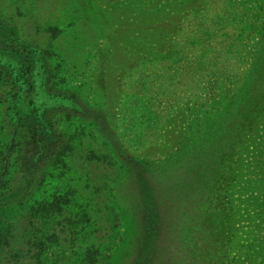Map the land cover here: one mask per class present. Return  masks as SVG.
<instances>
[{
    "label": "rangeland",
    "instance_id": "1",
    "mask_svg": "<svg viewBox=\"0 0 264 264\" xmlns=\"http://www.w3.org/2000/svg\"><path fill=\"white\" fill-rule=\"evenodd\" d=\"M0 10L28 35L62 30L49 45L59 66L54 89L81 109L68 127L77 155L42 169V188L40 173L37 182L14 168L6 177L22 198L0 212L8 235L0 264H264V170L255 167L264 133L235 141L228 229L197 235L159 205L171 192L164 184L182 192L192 181L187 168L177 175L195 152L184 148L201 147L243 93L264 0H0ZM62 196L68 202L53 211L37 207Z\"/></svg>",
    "mask_w": 264,
    "mask_h": 264
},
{
    "label": "trees",
    "instance_id": "2",
    "mask_svg": "<svg viewBox=\"0 0 264 264\" xmlns=\"http://www.w3.org/2000/svg\"><path fill=\"white\" fill-rule=\"evenodd\" d=\"M2 12L0 10V138L3 139L0 143V212L12 209L21 202L18 199L22 197L14 190L12 180L9 183L6 180L12 168V175L17 177L23 172L25 178L31 177L36 182L35 177L40 173L38 187L42 188L45 167L60 166L66 159L76 157V145L68 136V127L74 115L81 110L74 95L54 89L55 85H59L58 81H54L57 78L54 70L59 66L55 68L57 62L49 45L60 38L62 30L51 26L42 32L36 27L35 33L28 35L23 28H10ZM41 34L46 35L43 39L49 40V43H40L42 36L41 39L38 36ZM258 45L243 93L227 107L229 109L224 117L213 124L201 147L198 145V149H193L192 144L184 148L189 154L196 153L184 156L177 175L187 168L192 181L182 192L176 187L172 191L164 184L163 191L171 192L168 200L163 205L159 202V205L167 208V217L172 216L175 209L178 226L195 228L197 235L208 233V229L210 232L214 225L228 229L232 213L226 209L231 204L227 193L230 195L229 188L236 181L233 165L239 152L235 151V144L251 140L256 130L264 133V125L259 126L264 114V32ZM256 76L258 89L252 90L253 77ZM179 158L182 159V155ZM255 167L264 170V162ZM149 172L146 170L145 175L148 176ZM171 177L175 182L180 180L176 174ZM260 187L264 195V184ZM147 190L151 197L155 195L154 188ZM5 192L10 193L8 198H4ZM58 201L66 204L68 199L62 196L56 199V203H38L37 207L42 212L53 211L60 206ZM170 207H173L171 211ZM7 237L0 226V249ZM144 259L142 262H147L145 256Z\"/></svg>",
    "mask_w": 264,
    "mask_h": 264
}]
</instances>
